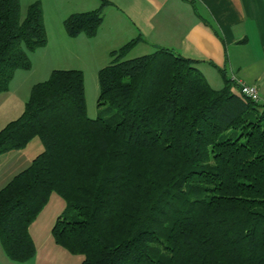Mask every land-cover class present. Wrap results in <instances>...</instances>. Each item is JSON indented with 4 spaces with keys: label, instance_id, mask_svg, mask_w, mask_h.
I'll return each mask as SVG.
<instances>
[{
    "label": "trees",
    "instance_id": "1",
    "mask_svg": "<svg viewBox=\"0 0 264 264\" xmlns=\"http://www.w3.org/2000/svg\"><path fill=\"white\" fill-rule=\"evenodd\" d=\"M102 7L63 20L94 36ZM97 73L99 112L86 110L83 72L53 69L0 128V155L39 137L43 150L0 188L6 256L35 253L30 225L55 193L65 206L53 242L80 264H264V104L215 89L193 60L167 48ZM47 42L38 0H0V93Z\"/></svg>",
    "mask_w": 264,
    "mask_h": 264
},
{
    "label": "crops",
    "instance_id": "2",
    "mask_svg": "<svg viewBox=\"0 0 264 264\" xmlns=\"http://www.w3.org/2000/svg\"><path fill=\"white\" fill-rule=\"evenodd\" d=\"M45 1L50 8L48 20L57 28L61 42H67L74 50L83 46L88 54H95L99 59L96 72L110 64L112 50L137 39L124 58L167 48L196 62V67L215 89L221 88L231 75L254 84L259 103L264 104V0ZM99 7H102V20L94 36L67 35L63 27L67 16ZM43 18L46 19L45 11ZM75 45L78 47L74 48ZM70 47L66 54L75 55ZM39 49L29 53L31 60ZM78 50L81 54L85 52ZM78 66L68 63L56 69L81 70Z\"/></svg>",
    "mask_w": 264,
    "mask_h": 264
},
{
    "label": "rangeland",
    "instance_id": "3",
    "mask_svg": "<svg viewBox=\"0 0 264 264\" xmlns=\"http://www.w3.org/2000/svg\"><path fill=\"white\" fill-rule=\"evenodd\" d=\"M35 0H20L21 14L24 15L27 6ZM41 3L42 11L46 13L44 19L47 41L45 47H40L39 53H35L29 69L15 70L8 88L0 93V128L8 121L15 119L22 112L31 87L40 81L42 77L53 67L68 65V63L79 65L84 76L86 110L89 117H96L99 112L97 105L98 82L96 64L99 59L95 54H88L83 46L80 50L72 49L67 42L62 43L58 37L57 28H53L49 22L50 8L45 0H38ZM45 1V2H44ZM49 4V3H48ZM49 27V28H48ZM48 29V30H47ZM55 35V36H54ZM54 36V37H53ZM71 48L75 55L66 54ZM45 48V49H44ZM89 50L92 47H88ZM91 52V51H90ZM77 57V58H73ZM33 63V68L32 67ZM35 65V68H34ZM32 69V71H31ZM34 69V70H33ZM50 75V72H49ZM48 75V76H49ZM43 150L39 137H33L22 149L9 151L0 155V188L5 185L16 173L24 169L31 160ZM65 206L64 200L52 193L48 202L37 215L35 221L30 225L29 232L35 243L34 255L25 261H14L9 259L0 243V264H80L81 256L72 255L65 249L56 245L51 237V227L58 215Z\"/></svg>",
    "mask_w": 264,
    "mask_h": 264
},
{
    "label": "built area",
    "instance_id": "4",
    "mask_svg": "<svg viewBox=\"0 0 264 264\" xmlns=\"http://www.w3.org/2000/svg\"><path fill=\"white\" fill-rule=\"evenodd\" d=\"M229 80L232 82V86L235 91L246 96L254 102H260L259 93L257 87L254 84H248L234 75H231Z\"/></svg>",
    "mask_w": 264,
    "mask_h": 264
}]
</instances>
